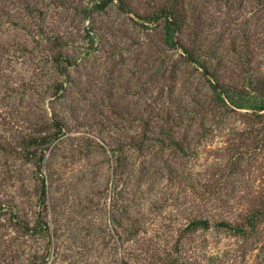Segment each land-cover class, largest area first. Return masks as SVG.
Returning <instances> with one entry per match:
<instances>
[{
    "label": "rangeland",
    "instance_id": "obj_1",
    "mask_svg": "<svg viewBox=\"0 0 264 264\" xmlns=\"http://www.w3.org/2000/svg\"><path fill=\"white\" fill-rule=\"evenodd\" d=\"M263 103L264 0H0V264H264Z\"/></svg>",
    "mask_w": 264,
    "mask_h": 264
},
{
    "label": "trees",
    "instance_id": "obj_2",
    "mask_svg": "<svg viewBox=\"0 0 264 264\" xmlns=\"http://www.w3.org/2000/svg\"><path fill=\"white\" fill-rule=\"evenodd\" d=\"M185 52H189L187 49L185 50ZM190 55V54H189ZM190 57V56H189ZM191 59H193V57L191 56ZM216 89V88H215ZM217 93L219 94L218 95V97L221 99V100H224V96H222V92H219V91H217ZM234 104L236 103V102H234V101H232ZM237 104V103H236ZM237 105H239V107H241L240 105L241 104H237ZM264 109V103L263 104H260L259 106H258V109L257 110H263ZM46 139V138H45ZM249 222L251 223V225L253 226V224H254V219L252 218V219H249ZM253 223V224H252ZM191 224L192 225H196V226H200L201 228H204V229H207V228H209V224H208V221L206 220V219H198V220H193V221H191ZM218 226H220V227H222V228H231L232 226L229 224V223H227V222H224V221H220V222H218V224H217ZM233 229H234V231H236V232H240V231H242V229H240V227H233Z\"/></svg>",
    "mask_w": 264,
    "mask_h": 264
}]
</instances>
